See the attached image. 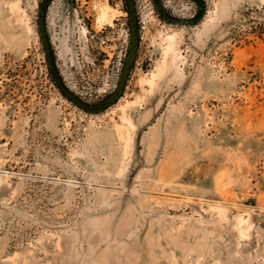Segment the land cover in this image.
<instances>
[{
  "label": "rangeland",
  "instance_id": "rangeland-1",
  "mask_svg": "<svg viewBox=\"0 0 264 264\" xmlns=\"http://www.w3.org/2000/svg\"><path fill=\"white\" fill-rule=\"evenodd\" d=\"M60 1L46 19L58 71L100 103L128 45L125 0ZM202 1L184 26L133 0L124 92L86 114L49 76L41 0H0V264H264V0Z\"/></svg>",
  "mask_w": 264,
  "mask_h": 264
},
{
  "label": "water",
  "instance_id": "water-1",
  "mask_svg": "<svg viewBox=\"0 0 264 264\" xmlns=\"http://www.w3.org/2000/svg\"><path fill=\"white\" fill-rule=\"evenodd\" d=\"M194 1L197 4L196 15L189 20H183V19H175L170 17L165 11L161 1L153 0L157 10V14L163 22L172 25L180 24L184 26L195 25L201 20L203 16V8H204L203 1L202 0H194ZM125 3L128 13V24H127L128 45H127L126 53L124 55L122 68L120 71L117 85L113 90V92L103 101L97 104H89L85 102L83 99L79 98L66 86V84L62 80L56 65L53 48L45 24V7L41 9L39 12L38 22H37L38 35L40 38L41 46L43 49V53L51 81L54 84V86L57 88L60 95L67 102H69L71 105H73L75 108H77L79 111L83 113L99 114L104 112L109 107L114 105L124 92L127 79L131 73L132 67L136 59L138 45H139V32H140V26L138 25L137 22V13L135 10V5L133 0H125Z\"/></svg>",
  "mask_w": 264,
  "mask_h": 264
},
{
  "label": "flooded vegetation",
  "instance_id": "flooded-vegetation-1",
  "mask_svg": "<svg viewBox=\"0 0 264 264\" xmlns=\"http://www.w3.org/2000/svg\"><path fill=\"white\" fill-rule=\"evenodd\" d=\"M61 1H60L61 6L64 9L65 8V5H67V2H68V5H69V3H70L71 0L70 1H68V0H61ZM50 3L52 4L53 3V0H41L40 5H39V12H40L41 9H43L45 7V24H46V28H47V20H46L47 19V12H48ZM164 8H166L165 5H164ZM126 11H127V8H126ZM51 45H52V43H51Z\"/></svg>",
  "mask_w": 264,
  "mask_h": 264
}]
</instances>
